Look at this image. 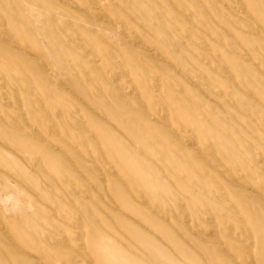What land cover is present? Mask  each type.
<instances>
[{
	"label": "rangeland",
	"instance_id": "1",
	"mask_svg": "<svg viewBox=\"0 0 264 264\" xmlns=\"http://www.w3.org/2000/svg\"><path fill=\"white\" fill-rule=\"evenodd\" d=\"M0 194V264H264V0H0Z\"/></svg>",
	"mask_w": 264,
	"mask_h": 264
},
{
	"label": "bare ground",
	"instance_id": "2",
	"mask_svg": "<svg viewBox=\"0 0 264 264\" xmlns=\"http://www.w3.org/2000/svg\"><path fill=\"white\" fill-rule=\"evenodd\" d=\"M27 9H28V8H27ZM30 9H31V8H30ZM30 9H29V11H30ZM30 12L33 14V17H36L35 20H37V18H38V17L40 16V14H41V13H39V12H40L39 9L36 10V11H34V12H32V11H30ZM30 12H29V14H31ZM58 12H59V11H58ZM214 12H215V11H214ZM243 13H244V12H243ZM32 14L30 15V17L32 16ZM57 15H58V14H57ZM94 15H95V17H96L97 19H99V20L102 21V23H103L102 29H103L105 32H107V33H109V34H111V35H113V36H114V35H117V36L119 35L118 30H116L115 28H113V26L111 25L110 21L107 20V18H106L107 16L105 17V15L102 13L101 9L96 8V10L94 11ZM242 15H243V14H242ZM58 16H59V15H58ZM243 16H244V15H243ZM33 17H32V18H33ZM43 18H44V17H43ZM43 18H42V19H43ZM64 18H65V17H64ZM81 19H82V18H81ZM81 19H80V20H81ZM77 20H78V19H77ZM83 20H84V19H82V21H83ZM41 21H42V20H41ZM34 22H35V21H34ZM34 22H33V23H34ZM37 22H38V20H37ZM37 22H35V23H37ZM78 22H79V21H78ZM83 23H84V22H83ZM83 23H82V24H83ZM88 23H89V22H88ZM84 24L86 25L87 23L85 22ZM26 25L28 26L29 23L26 24ZM36 25H37V24H35V26H36ZM38 25H39V24H38ZM194 25H195V24H194ZM40 26H41V25H40ZM91 27H92V25H91ZM34 28H35V27H34ZM93 29H94V28H93ZM102 29H101V30H102ZM33 31H34V29H33ZM36 31H38V30H36ZM94 32H95V31H94ZM2 33H3V32H2ZM4 33H5V32H4ZM9 33H10V32H9ZM33 34H34V33H33ZM4 35L9 36V35H7V34H4ZM4 35H3V36H4ZM6 36H5V37H6ZM11 36H12V35H11ZM117 36H116V37H117ZM119 36H120V35H119ZM119 36H118V37H119ZM123 36H124V35H123ZM3 38H4V37H3ZM5 39H6V38H5ZM11 40H12V39H11ZM119 40H120V39H119ZM6 42H9V41L7 40ZM13 43H14V42H13ZM63 44H64V43H63ZM127 45H128V44H127ZM11 50H12V49H11ZM83 54H84V53H83ZM84 55H85V54H84ZM26 63H28V62H26ZM32 63H33V62H32ZM29 64H31V63H29ZM33 66H34V65H33ZM34 67H36V66H34ZM57 71H58V69H57ZM102 71H103V70H102ZM179 73H180V72H179ZM199 76H200V75H199ZM56 77H57V76H56ZM62 77H63V76H62ZM54 78H55V75H54ZM64 78H65V77H64ZM56 80H57V79H56ZM58 80H59V79H58ZM58 82H59V81H58ZM60 82H61V81H60ZM64 87H65V86H64ZM118 97H119V95H117V98H118ZM120 99H122V98L120 97ZM135 104H136V102H135ZM135 106H136V105H135ZM140 106H141V105H140ZM18 108H20V107H18ZM34 133H35V131H33V134H34ZM33 134H31V135H33ZM36 134H38V133H36ZM36 134H35V135H36ZM63 140H64V139H63ZM54 149H55V148H54ZM50 151H51V150H50ZM199 152H200V151H199ZM208 158H209V157H208ZM210 159H211V157H210ZM63 161H64V159H63ZM33 166H34V165H33ZM85 168L88 169L86 166H85ZM91 168H92V167H91ZM31 169H32V167H31ZM89 169H90V167H89ZM89 169H88V170H89ZM92 169H93V168H92ZM94 170H95V169H94ZM92 172H93V171H92ZM15 178H16V177H15ZM16 179H17V178H16ZM229 179H230V178H229ZM13 181H14V179H13ZM13 181H12V182H13ZM22 183H24V182H22ZM17 184H19V183H17ZM20 184H21V183H20ZM21 185H22V184H21ZM21 185H20V186H21ZM20 188H21V187H20ZM6 191H7V190H6ZM11 192H12V191H11ZM11 194H12V193H11ZM13 194H14V193H13ZM16 194H17V193H16ZM0 195H1V194H0ZM9 196H10V194H9ZM0 197H3V196L1 195ZM4 197H5V196H4ZM18 197H19V196H18ZM18 197H17V203H18V201H19V200H18ZM2 199H3V198H2ZM14 199H15V196L11 195V197L8 198V201H7L5 198H4V201L6 200V201L9 203V200L13 202ZM21 200H22V199H21ZM2 202H3V200L1 201L0 205L2 204ZM12 202H11V203H12ZM19 202H21V201H19ZM3 203H4V202H3ZM11 203H10V204H11ZM13 203H14V202H13ZM15 203H16V202H15ZM105 203H106V202H105ZM4 204H6V203H4ZM26 204H27V202H26ZM31 204H32V203H31ZM31 204H30V205H31ZM17 205H18V204H17ZM17 205H16V206H17ZM21 205H22V204H21ZM30 205H29V208H30ZM3 206H5V205H2V207H3ZM19 206H20V205H19ZM19 206H18V207H19ZM22 206H23V205H22ZM26 207H27V206H26ZM8 208H9V206H8ZM13 208H14V207H13ZM13 208H12V209H13ZM32 208H33V205L31 206L30 210H31ZM10 209H11V208H10ZM15 209H17V208H15ZM24 209H25V207H24ZM33 209H34V208H33ZM5 211H6V210H5ZM86 222H87V221H86ZM0 233H1V231H0ZM2 234H3V232H2ZM4 235H5V234H4ZM47 235H48V234H47ZM50 235H51V234H50ZM50 235H49V236H50ZM3 237L5 238V236H3ZM8 237H9V236H8ZM9 238H10V237H9ZM7 240H8V239H7ZM7 240H5V241L7 242ZM8 241H9V240H8ZM9 243H10V241H9ZM9 243H8V244H9ZM221 243H222V242H221ZM10 244H11V243H10ZM10 250H11V249H10ZM12 250H13V249H12ZM2 252H3V251H2ZM213 252H214V251H213ZM221 252H222V250H221ZM81 254H82V253H81ZM74 258H76V257L74 256Z\"/></svg>",
	"mask_w": 264,
	"mask_h": 264
}]
</instances>
